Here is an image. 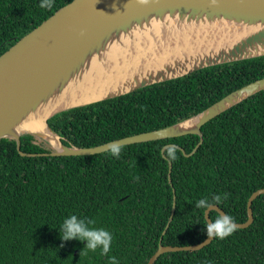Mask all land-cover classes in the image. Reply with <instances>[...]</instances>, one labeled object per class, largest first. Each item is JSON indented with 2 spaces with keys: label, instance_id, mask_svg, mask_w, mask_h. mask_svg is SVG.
Listing matches in <instances>:
<instances>
[{
  "label": "trees",
  "instance_id": "16d2710c",
  "mask_svg": "<svg viewBox=\"0 0 264 264\" xmlns=\"http://www.w3.org/2000/svg\"><path fill=\"white\" fill-rule=\"evenodd\" d=\"M73 0H0V56ZM264 78V57L226 63L155 83L129 94L56 114L49 125L67 145L94 147L161 129L195 115L227 94ZM198 135L121 146L91 156H22L13 139L0 140V264H148L176 211L163 245L204 241L205 210L196 200L220 194L218 204L236 223L248 220L251 195L264 188V91L202 127ZM175 144L176 159L167 156ZM29 154L50 150L32 135L21 137ZM169 161L172 162L171 183ZM175 191V193H174ZM253 223L197 251L168 252L154 264H264V194L253 204ZM69 214L91 218L113 234L110 252L61 241ZM219 213L210 212L211 219ZM63 244V247H61ZM82 252V253H81Z\"/></svg>",
  "mask_w": 264,
  "mask_h": 264
},
{
  "label": "water",
  "instance_id": "95a60500",
  "mask_svg": "<svg viewBox=\"0 0 264 264\" xmlns=\"http://www.w3.org/2000/svg\"><path fill=\"white\" fill-rule=\"evenodd\" d=\"M189 37L187 45L183 35ZM188 46L160 62L165 46ZM264 57V0H73L58 9L0 56V140L16 141L22 156H91L120 147L156 140L198 135L191 153L175 145L186 157L204 141L202 127L234 106L264 91V78L251 82L203 111L170 126L131 135L94 147L67 145L49 125L56 114L113 99L138 89L189 75L195 71ZM130 75L115 82L119 65ZM142 72L130 66H145ZM115 79V78H114ZM32 135L50 150L29 154L21 137ZM172 162L169 161L171 183ZM175 193V191H174ZM264 194L254 192L248 201L247 228L254 221L252 204ZM225 213L218 205L205 212ZM176 211L174 194L169 222L156 253L148 264L168 252L197 251L212 239L188 246L162 244ZM206 241V242H205Z\"/></svg>",
  "mask_w": 264,
  "mask_h": 264
},
{
  "label": "clouds",
  "instance_id": "9594fccd",
  "mask_svg": "<svg viewBox=\"0 0 264 264\" xmlns=\"http://www.w3.org/2000/svg\"><path fill=\"white\" fill-rule=\"evenodd\" d=\"M55 0H39V7L42 9H51ZM121 148L117 144H113L110 148L112 156L119 158ZM167 156L172 160L176 159V146L167 147ZM223 197L220 194H212L211 198L202 197L195 202L197 209H203L206 212L211 210L215 204H218ZM95 221L91 218L78 216L76 214H69L66 216L58 227L59 238L61 241L78 240L86 242L82 252L87 249L96 251L99 249L100 255H106L110 252L113 234L103 227H94ZM237 224L235 218L229 214H218L215 219L204 225L206 237L212 239L223 240L232 235L236 229ZM206 242V241H205ZM167 246V245H166ZM63 247V244H61ZM81 252V253H82ZM111 264H118L115 256L108 257ZM210 264V262H209Z\"/></svg>",
  "mask_w": 264,
  "mask_h": 264
},
{
  "label": "bare ground",
  "instance_id": "6f19581e",
  "mask_svg": "<svg viewBox=\"0 0 264 264\" xmlns=\"http://www.w3.org/2000/svg\"><path fill=\"white\" fill-rule=\"evenodd\" d=\"M180 39H184L185 45H187V43H188L187 39H189L192 42V40L189 37H187L185 34ZM175 43H176V45H174L173 47L165 46V48L163 50V53L160 54V56H161L160 59H159L160 62L164 61V59L168 55L179 54L182 50H191L192 46H193V44L188 45L186 47L185 46H181V45H177V43H179L178 40ZM145 68H146V65L145 66H130L131 70L135 69L138 72L144 71ZM130 74H131V72L129 71V66L127 64H125V63H122V64L119 65L118 69L115 71L114 76H113L115 79L113 78V80L116 83L120 82L121 79L127 77Z\"/></svg>",
  "mask_w": 264,
  "mask_h": 264
}]
</instances>
